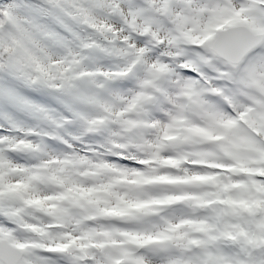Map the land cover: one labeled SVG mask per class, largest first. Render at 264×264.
I'll list each match as a JSON object with an SVG mask.
<instances>
[{
	"label": "rangeland",
	"instance_id": "obj_1",
	"mask_svg": "<svg viewBox=\"0 0 264 264\" xmlns=\"http://www.w3.org/2000/svg\"><path fill=\"white\" fill-rule=\"evenodd\" d=\"M261 3L264 0H92L89 4L106 12L99 16L91 11L92 33L83 35L88 16L83 12L78 18L67 10L82 30L73 36L66 31L65 36L56 34L58 27L22 26L27 15L13 1L0 9V239L8 238L26 252L23 264H111L119 256L124 264H174L156 246L140 255L133 249L146 238L172 237L173 226L157 223L158 217L153 216L157 206L152 201L189 196L193 203L186 202L179 215L186 218L191 213L195 218L192 204L210 186L199 178L200 161L225 168L219 181L222 187L233 179L229 169L239 171L233 188L217 206L226 213L220 223L224 230L210 232L208 239L217 236L244 244L248 233L256 230L258 240L249 247H263L259 258L264 259V222L253 227V220H259L257 204L264 196V182L254 179L258 172L264 173V142L254 141L252 135L264 136V100L240 93L256 105L247 120L250 135L235 129L215 150L198 152L197 160L136 161L130 151L182 153L185 145H191L192 135L207 141L211 131L215 134L212 128L223 115L208 114L209 129L190 126L183 116L188 105L177 103L170 91L160 90L158 84L173 81L169 65L162 63L159 54L164 50L175 62L185 55L183 45H203L216 31L232 26L246 25L263 33L264 12L257 7ZM194 4L199 5L197 14H191ZM7 23H13L18 34L22 31L18 38L26 42L19 69L9 58L16 47ZM102 31L119 46L101 45ZM223 65L215 57L198 55L182 68L187 76L230 80L231 75L221 70ZM243 66L247 80L242 86L264 93V46ZM185 95L192 98L190 93ZM213 95L221 96L222 90ZM226 102L234 109L244 107L232 98ZM244 113L237 112V118L243 119ZM242 122L247 124L245 118ZM221 154L235 166L209 162V157ZM104 157L115 158L121 167L105 163ZM104 218L135 219L139 225L128 232L127 227L111 226ZM212 247L209 264L254 261L231 255L223 242L214 241ZM258 253L255 247L250 255ZM207 255L194 260L207 262Z\"/></svg>",
	"mask_w": 264,
	"mask_h": 264
},
{
	"label": "clouds",
	"instance_id": "obj_2",
	"mask_svg": "<svg viewBox=\"0 0 264 264\" xmlns=\"http://www.w3.org/2000/svg\"><path fill=\"white\" fill-rule=\"evenodd\" d=\"M260 11L264 12V3L257 6ZM199 11V5L194 4L191 9V14H197ZM204 19L208 18V14H204ZM189 25V29H191ZM196 33L193 32V36ZM185 50V55L176 58L175 62L172 61L171 56L165 55L164 50H161L159 56L162 57V63L168 64L172 72V85L169 91L177 98L176 102L179 104L188 105V108L183 112V116L188 121L190 126H195L199 128L209 129L211 127V122L209 119L210 113H220L224 117H231L232 119H237V112H243L244 107H254L252 102L247 99V97L240 95L242 88V81L247 80V73L243 67H231L229 65H223L221 70L227 72L231 75L230 80L217 81L206 80L198 75L187 76L185 74L182 65L187 63L189 60H195L198 55H205L209 59L214 60L213 54L209 50V44L205 43L203 45L198 44H185L183 45ZM174 54V53H173ZM222 90V95L217 97L213 93L217 90ZM252 96L257 99L264 100V93H260L256 89L246 88L244 89ZM186 93L191 94V99ZM226 98H232L238 105H243L244 107L232 108L227 104ZM172 111L171 106L168 108ZM243 127V124H241ZM185 135H189L185 133ZM254 139L264 142V136H255L252 134ZM151 139V137H149ZM218 144L208 143L205 138L192 135L191 145H185L182 153H177L171 149H167L160 153H156L151 149H146L144 151H137L135 149L130 150L131 154L135 157L136 161H151L154 159L163 160L165 158L177 157L185 161H194L199 159L197 155L198 152L213 151L218 148ZM104 162L108 164L119 163L118 160L112 157H104ZM209 162H216L223 164L225 167L235 166V161L224 157L222 154L216 157H209ZM185 170H189L188 164L184 165ZM142 170H147L145 167ZM203 172H211L213 174H218L221 169H197ZM236 179V177H233Z\"/></svg>",
	"mask_w": 264,
	"mask_h": 264
},
{
	"label": "trees",
	"instance_id": "obj_3",
	"mask_svg": "<svg viewBox=\"0 0 264 264\" xmlns=\"http://www.w3.org/2000/svg\"><path fill=\"white\" fill-rule=\"evenodd\" d=\"M2 1V0H0ZM10 1V0H9ZM14 3H16L19 7L23 8L24 14L27 15L26 22L27 27L30 30L37 29L40 27H51L52 30L56 29V27H60V29H57L55 31L58 35H64L62 34L63 31L67 32V35L73 36L75 33H78L79 30V21L76 20V18H73L70 15H67V10H71L72 12H76L78 18H80L84 12L86 14V27L84 29V35H89L92 30L91 25H89L90 17H91V11H96L99 16H102L106 12V9L99 5H93L89 4L92 2V0H60L59 2H53V0H40L38 2L32 1V0H12ZM77 25V27H76ZM47 29V28H46ZM49 32L50 29L48 28ZM61 30V32H59ZM22 31H19V34H21ZM18 32L13 31L12 34L8 35L9 39L15 43L14 47H18V55L15 58L16 65L15 67L19 69V67L22 65L21 63L23 60H25V54H26V42L24 40H21L18 38ZM100 36L103 37L104 43L109 48H116L114 42H112V39L109 37H104L103 31L100 33ZM95 39V37L93 38ZM99 40V39H98ZM112 45V46H110ZM6 46V44H4ZM98 46V45H97ZM8 47V46H7ZM13 46L10 47V51L13 50ZM35 48V46H34ZM10 51L6 53V56L8 57L10 54ZM236 173V172H235ZM264 219V217H263ZM258 224V223H257ZM260 224H258L259 226Z\"/></svg>",
	"mask_w": 264,
	"mask_h": 264
},
{
	"label": "water",
	"instance_id": "obj_4",
	"mask_svg": "<svg viewBox=\"0 0 264 264\" xmlns=\"http://www.w3.org/2000/svg\"><path fill=\"white\" fill-rule=\"evenodd\" d=\"M263 43L264 33L256 34L247 26H238L218 32L217 37L209 43V50L235 68ZM23 257L24 252L13 248L8 240L0 241V264H20Z\"/></svg>",
	"mask_w": 264,
	"mask_h": 264
},
{
	"label": "bare ground",
	"instance_id": "obj_5",
	"mask_svg": "<svg viewBox=\"0 0 264 264\" xmlns=\"http://www.w3.org/2000/svg\"><path fill=\"white\" fill-rule=\"evenodd\" d=\"M120 163H118L117 165H118V167H121V165H119Z\"/></svg>",
	"mask_w": 264,
	"mask_h": 264
}]
</instances>
